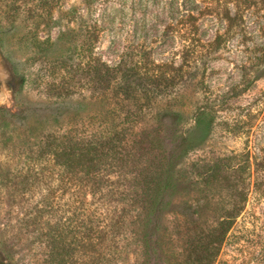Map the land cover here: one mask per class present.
Listing matches in <instances>:
<instances>
[{"label":"rangeland","instance_id":"rangeland-1","mask_svg":"<svg viewBox=\"0 0 264 264\" xmlns=\"http://www.w3.org/2000/svg\"><path fill=\"white\" fill-rule=\"evenodd\" d=\"M252 1L253 19H264V1ZM132 5L0 0V110L7 111L0 112V264H56L50 236L57 233L64 248L75 250L64 264H201L202 248L213 254L209 264H264V60H256L264 51V24L234 30L205 24L201 36L207 42L221 36L227 47L203 73L156 99L138 122L140 149L115 168L119 178L108 175L123 192L117 201L126 224L118 248L108 246V233L105 248L95 246L94 206L79 215L75 183L66 184L47 163L40 142L50 133L92 134L113 119L108 113L115 102L106 85L99 89L94 81L95 61L115 66L123 54L134 57L144 39L176 25L145 21ZM187 32L172 31L176 50L189 40ZM165 61L156 54L141 63L155 72ZM162 108L181 113L183 121L156 125ZM199 110L214 118L208 132L206 119L200 126L194 121ZM186 146L175 162L170 206L148 246L141 244L150 233L144 230L148 204L142 205L133 179L140 173H161L162 179L168 157ZM134 200H141L137 219Z\"/></svg>","mask_w":264,"mask_h":264},{"label":"trees","instance_id":"trees-1","mask_svg":"<svg viewBox=\"0 0 264 264\" xmlns=\"http://www.w3.org/2000/svg\"><path fill=\"white\" fill-rule=\"evenodd\" d=\"M128 1L133 3L132 6L139 7L138 12L145 21L152 24H176L174 26L176 30L172 28L170 31V26H166L159 37L156 34L149 42L144 39L143 43L137 46L139 48L134 49L136 50L134 57L121 55L115 66L108 67L99 60L95 61L96 65L92 67L94 81L99 89L106 85L108 95L115 102V107L108 113L113 118L107 124L108 127L100 125L92 134H79L73 129L62 136L50 133L40 142L49 166L65 176L66 184L75 183L80 203L79 215L87 216L88 206H94V216L98 222L94 230L97 239L95 246L98 249L105 248L104 234L110 235L108 246L113 248H118L121 236L124 235L120 231L125 229V210L118 208L117 201L119 200L117 196L123 195V192H119L116 183L108 178V175L114 174L119 178L120 172L115 168H122L124 162L127 163L129 158L135 156L133 151L140 149L142 129L138 122L146 118L156 99L168 97L174 90L182 87L188 77L203 73L207 61L214 59L227 47L220 39L221 36L207 42L201 36L202 27L205 24H227V28L234 30L240 24H264V19L260 18L259 21L252 17V0ZM184 28L188 31L185 35L189 40L182 41L176 50L172 31L181 33ZM168 37H173V40L167 42ZM98 38V35L94 38L96 43ZM155 53L166 59L162 67H159L160 70L154 72L143 69L141 62L149 60L156 55ZM168 54L172 60L167 58ZM256 60H264V51L260 52ZM0 112L7 113L5 110ZM158 116L159 121L155 122L156 125L164 123L167 126H175L184 119L181 113L167 108H162ZM194 121L197 126L205 121L208 132L214 118L204 110H199L195 113ZM182 141L184 145H188L186 138L182 137ZM188 150L189 146H186L178 154L172 152L168 157L167 169L162 179L161 173H140L133 179L135 182L133 188L139 187L140 198L142 196L145 199L142 205L148 204L144 230L150 233L144 235L141 244L148 246L149 240L151 242L157 230L159 218L170 206L166 199L173 196L171 191L175 181V162L183 158ZM140 203L141 200L139 203L134 200L130 204L137 214L136 219L139 218ZM136 222L135 220L134 224ZM106 229L108 231H105ZM50 238L55 250L53 255L57 260L56 264H64L63 257L70 256L75 250L61 245L64 237L60 233L53 234ZM98 255L100 260L101 254ZM212 259L213 254L207 248H202L200 258L196 262L209 264Z\"/></svg>","mask_w":264,"mask_h":264},{"label":"water","instance_id":"water-1","mask_svg":"<svg viewBox=\"0 0 264 264\" xmlns=\"http://www.w3.org/2000/svg\"><path fill=\"white\" fill-rule=\"evenodd\" d=\"M2 80H3V78H1V76H0V83L2 82Z\"/></svg>","mask_w":264,"mask_h":264}]
</instances>
